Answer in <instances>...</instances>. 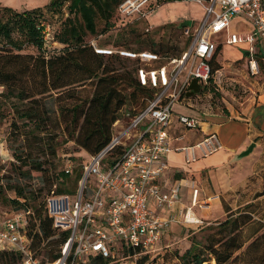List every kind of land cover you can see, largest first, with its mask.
I'll return each instance as SVG.
<instances>
[{
    "label": "built area",
    "instance_id": "built-area-1",
    "mask_svg": "<svg viewBox=\"0 0 264 264\" xmlns=\"http://www.w3.org/2000/svg\"><path fill=\"white\" fill-rule=\"evenodd\" d=\"M195 1L202 4L204 16L195 24L191 21L189 26L182 27L189 43L178 56H163L149 49L101 47L91 42L96 53L119 55L135 62L136 83L151 93L141 106L120 109L109 141L81 163L73 194L56 193L55 184L46 194L44 213L51 220V226L66 231L67 237L60 246L59 256L43 264H76L94 255L114 257L119 250H130L132 253L128 254L135 257L133 264L137 255L155 250L171 224L204 223L194 216L190 207L168 214L155 211V208L172 209L178 200L179 186L163 190L160 185V177L167 167L165 157L172 150L168 128L173 106L175 102H185L193 78H197L200 86L194 95L220 89V70L212 73L210 63L218 44L243 46L249 70L258 72L259 62L264 61V0ZM150 2L121 0L116 10L126 19L139 20L152 10L148 8ZM136 13L140 16L135 17ZM236 19L249 22L250 29L231 30ZM41 26L43 38L49 40V23L42 20ZM223 31V42H216L215 34ZM177 121L187 128H197L201 123L187 114H178ZM220 146L217 133L211 132L198 143L181 149L189 160L195 158L194 147L207 155ZM73 168V163L68 161L64 171L68 173ZM198 193L193 187L191 205L199 203ZM32 221H35L34 210L26 206L0 215V248L8 246L19 252L21 258L17 264H38L29 234Z\"/></svg>",
    "mask_w": 264,
    "mask_h": 264
},
{
    "label": "trees",
    "instance_id": "trees-1",
    "mask_svg": "<svg viewBox=\"0 0 264 264\" xmlns=\"http://www.w3.org/2000/svg\"><path fill=\"white\" fill-rule=\"evenodd\" d=\"M121 0H50L42 7L16 10L0 4V87L1 95L12 98L13 118L11 127L19 131L26 128L25 133L36 142L38 156L28 150L13 151L15 159L22 164H31L35 171H42L44 180L50 184L47 193L55 184L56 193L73 194L79 177L81 163L66 173L64 168L53 176L47 174L45 165L54 166L53 158L60 156L57 152L58 137L64 136V141H72L78 148L93 154L100 150L110 139L112 125L119 117L124 106L139 107L151 90L140 87L135 80L136 65L128 67L121 61L119 55H109L104 60L103 54L96 53L91 42L85 41V36L96 34L97 21L103 22L101 33L109 30L114 19L123 24L138 19H126L121 16L116 7ZM170 0H151L149 9ZM66 3V15L56 29L47 19L45 10L61 8ZM46 20L51 28V38L45 40L42 34L41 21ZM182 29V28H181ZM15 34L17 36H15ZM58 42L63 46L59 50L48 51L50 43ZM187 38L186 44H188ZM97 44V43H96ZM101 47H122L132 49L127 45V38L120 35L115 45H99ZM33 47L35 52L27 51ZM221 45L218 44L210 60L211 71L219 70L215 61L219 56ZM149 49L168 56H178L182 49L177 46H158L149 42ZM264 66V61L259 62ZM91 86L90 94L83 95V89ZM212 85V84H211ZM215 94L218 89H211ZM199 96H187L185 102ZM56 102V116L47 112L45 101ZM51 126L58 132L51 131ZM71 161V160H69ZM72 162V161H71ZM65 167V166H64ZM70 178V183L67 179ZM15 193L22 195L21 190ZM46 193V194H47ZM32 197L36 198L35 193ZM14 205L27 206L26 198L19 202L17 198H7ZM34 219L30 223L29 234L32 235V245L39 246L42 240L49 237L45 243L47 260L53 261L59 256L61 244L67 237L66 231H58L51 226V220L44 213L43 204L32 205ZM251 211L237 209L229 211L225 219L218 222L217 230L222 236L206 247L191 244L177 257L181 264H202L209 260L205 253L212 256L216 264H231L239 256L234 253L249 241L245 250L257 242L260 236H255L261 229V224L251 216ZM36 230L34 231V229ZM248 228L249 234L244 235L243 229ZM34 242V243H33ZM217 244V246H215ZM126 253H132L125 250ZM0 258L5 264H17L21 258L19 252L12 247L0 248ZM110 257L91 256V264H117ZM133 264H163L142 254Z\"/></svg>",
    "mask_w": 264,
    "mask_h": 264
},
{
    "label": "rangeland",
    "instance_id": "rangeland-1",
    "mask_svg": "<svg viewBox=\"0 0 264 264\" xmlns=\"http://www.w3.org/2000/svg\"><path fill=\"white\" fill-rule=\"evenodd\" d=\"M19 10L24 9L21 8ZM45 11L47 19L53 24L54 29H56L59 22L66 15V3L61 8ZM182 15L183 17H188L187 19L195 24L204 16L203 6L195 0L166 1L157 5L154 9L148 11L146 16H141L139 20H135L134 22L123 24V22H119V19H114L113 26L104 33H101L103 22L97 21L98 32L94 35L88 33L85 36V41L105 46L115 45L117 38L120 35H124L127 38V45L132 50L149 48V42L153 41L156 42V47L175 45L178 50L182 49L183 51L188 44H186L187 37L183 35L181 27L178 26V23L183 20L180 19ZM134 16L139 17L140 13H136ZM234 29V26H232V30ZM15 36L17 35L15 34ZM224 37L223 31L215 34L214 40L216 42H223ZM222 45L219 50V56H217V61H215L220 70V89L215 94L213 92L199 94V96L188 100V105L186 103L175 102L173 106L172 125L179 132L181 130L183 135L189 129L184 130L183 127L179 126L176 121L178 114H195L201 117L218 112L235 113L241 107H246L250 102V96L254 95V81L256 79H261L260 81H262V78H264V66H261V63H259L258 72L252 73L249 70L248 60L245 54H242L243 51L241 53V49L238 48L241 45H226L224 42ZM62 46V44L55 42L50 43L46 49L48 51L59 50ZM27 51L35 52V49L28 47ZM160 54L168 56L163 52H160ZM106 58L107 56H104V60ZM120 59L128 67L136 65L131 60ZM2 90L3 88L0 87V215L4 216L10 214L16 208L22 207L19 204L14 205L7 201V198H17L19 202H23L26 198L27 206H42L50 184L44 180L42 171H35L32 169L31 164H22L20 160L14 158L13 151L17 150L20 152L22 149L28 150L32 155L38 156L40 154L38 150L39 145L36 142H32V137H26L30 136L28 133H25L26 128L16 131L11 127L13 99L2 96ZM82 92L83 95L90 94L91 86L88 85ZM45 106L51 117L56 116V102L49 99L45 101ZM260 127L264 129V124L260 125ZM49 129L54 132L59 131L54 126H51ZM194 132L191 129L185 140L188 141V137L194 134ZM58 141L57 152L59 153L58 156H60L59 159H52L51 162L54 166H44L48 170L47 174L49 173L53 176L56 172L62 170L69 160L76 167L82 159L85 160L88 156L87 152L78 148L72 141H64L63 135L58 137ZM237 165L236 176L241 177L242 175H246L245 182L243 186L234 190L231 197L227 199L222 198L224 211L221 215L215 219H210L211 224L202 228L197 227L192 229L178 224V226H182V230H177L176 234H185L190 245L193 244L197 247L210 246L224 234L217 230V223L225 219L229 211L235 212L237 209H246L251 211L252 218L261 224L260 231L255 235L260 237L247 250L245 248L249 244V241L240 250L236 251L234 256L237 254L239 258L232 261L231 264H264V141H261L257 146L255 145L246 157L244 156L243 159L238 161ZM67 183H70V178L67 179ZM9 186H13L16 190H21L22 195L16 197L17 194L14 189ZM33 192L36 198L32 197ZM243 233L244 235H248L249 229L244 228ZM170 235L164 236L157 244L155 251L150 253L149 256L159 263L181 264L177 256L186 250L188 246L187 242H185L184 238L182 240L172 239ZM50 238L53 237L42 240L39 246L32 245L33 255L36 257L38 264H43L47 261V253L44 246ZM205 256L209 260L204 261L202 264H216L212 256L207 253H205ZM139 257L137 255L136 258L138 259ZM109 259L111 262H117V264H132L135 257L126 253L125 250H119L115 253L114 257H110ZM5 263L0 258V264ZM76 264H91V256L80 259Z\"/></svg>",
    "mask_w": 264,
    "mask_h": 264
},
{
    "label": "crops",
    "instance_id": "crops-1",
    "mask_svg": "<svg viewBox=\"0 0 264 264\" xmlns=\"http://www.w3.org/2000/svg\"><path fill=\"white\" fill-rule=\"evenodd\" d=\"M49 1L0 0V4L19 10L21 8L42 7ZM187 18L182 15L180 19L186 20ZM232 26H234V30L246 31L250 29L249 22L244 19L233 21L231 30ZM238 48L241 49V53L243 51L242 54H245L246 57L244 47L238 46ZM260 80L256 79L254 81V95L250 96L248 105L241 107L235 113L218 112L201 117L195 114H187L200 120V126L197 128L184 127L176 119L179 126L183 127L184 130L189 129L190 131L192 129L195 131L194 134L188 137V141L185 140V137L187 138L189 131L184 132L183 135L181 130L179 132L174 128L171 118L168 133L172 150L165 157L167 167L160 177V185L163 190H167L172 186H179L178 200L174 203L172 209L164 207L157 210L155 208V211L168 214L170 211L190 207V211H192L194 216L202 219L204 223L198 226L195 224L173 223L169 229L164 231L161 239L170 234L172 239L182 240L184 238L188 245L186 248H188L190 244L185 234L179 235L178 233L176 234V231L182 230V226L194 229L211 224L210 219L219 217L224 211L222 198L231 197L234 190L244 185L246 175L236 176L237 163L244 157L240 159L235 157L250 142H254L257 146L261 141H264V129L260 127V125L264 124V78H262V81ZM211 132L217 133L221 146L207 155H203L199 148L194 147L195 158L187 160L186 152H182L181 147L194 145ZM189 153L190 150H187V154ZM193 187L199 190V203L196 205H191L190 202ZM152 207H155L153 203ZM178 224L182 226L180 227Z\"/></svg>",
    "mask_w": 264,
    "mask_h": 264
},
{
    "label": "water",
    "instance_id": "water-1",
    "mask_svg": "<svg viewBox=\"0 0 264 264\" xmlns=\"http://www.w3.org/2000/svg\"><path fill=\"white\" fill-rule=\"evenodd\" d=\"M191 24V20L189 19H186V20H182L181 22L178 23V26L179 27H185V26H189ZM247 53V52H246ZM200 89V86H199V83H198V80L197 78H193L191 81H190V84L188 86V91L186 92V96H192L194 95L195 93H198ZM255 146V143L254 142H251L247 147L246 149L242 150L240 153H238V155L235 157L236 159H240L246 155H248L252 150H253V147Z\"/></svg>",
    "mask_w": 264,
    "mask_h": 264
}]
</instances>
